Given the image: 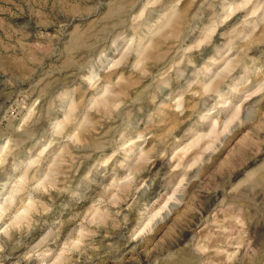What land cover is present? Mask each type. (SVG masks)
<instances>
[{
    "label": "rangeland",
    "instance_id": "obj_1",
    "mask_svg": "<svg viewBox=\"0 0 264 264\" xmlns=\"http://www.w3.org/2000/svg\"><path fill=\"white\" fill-rule=\"evenodd\" d=\"M239 3L182 0L177 16L173 0H104L103 5L99 0H58L49 2L51 16L42 27L32 21L23 29L29 22L27 0H0V145L9 136L19 145L0 167V192L7 191L13 200L0 218V228L12 225L8 235H0V264H152L181 237H191L181 249L184 264H264V195L234 199L225 183L264 159V119L258 115L264 113V99L249 102L252 125L237 131L210 166L193 169L200 178L189 186L180 214L151 236L133 241L130 229L141 219L140 211L129 212L120 199H127L130 185L112 182L123 175L119 165L126 162V153L108 161L118 147L112 130L127 125L109 111L115 98L97 96L95 79L97 73L102 80L122 74L124 82L116 91L140 101L126 110L132 129L125 140L145 132L151 138L142 146L156 153L173 139L185 141L174 158L154 159L149 173L170 172L176 162L195 163L205 144L197 133L211 132L208 142L215 136L211 124L200 118L216 107V93L227 98L232 88L253 79V68L264 66V27H243L253 9L231 7ZM117 21L112 38L136 35L142 44L123 53L109 41L100 59V49L89 37ZM73 36L84 47H68ZM188 47L191 51H181ZM210 80V94L205 95ZM181 95L182 111H176ZM217 112L225 115L223 109ZM46 146L20 179L22 162L39 156ZM172 178L157 184L148 202L162 198ZM31 182L41 184L39 199L32 203L26 198ZM73 192L82 196L74 198ZM118 210L120 215H114ZM234 213L240 214L239 221ZM241 236L256 249L255 256L246 248L233 255V238Z\"/></svg>",
    "mask_w": 264,
    "mask_h": 264
},
{
    "label": "clouds",
    "instance_id": "obj_2",
    "mask_svg": "<svg viewBox=\"0 0 264 264\" xmlns=\"http://www.w3.org/2000/svg\"><path fill=\"white\" fill-rule=\"evenodd\" d=\"M49 2L55 4L58 0H27L29 22H26L20 27L27 29L32 21H35L38 26L42 27L44 22L51 16V13L48 11ZM99 2L103 5L104 0H99ZM181 3L182 0H173V8L176 10L177 16L181 15L179 10ZM231 7L236 11L243 8L253 9L249 16L245 18L248 23L243 27H250L252 31L264 27V0H241V3ZM196 18V16H193L192 20L195 21ZM228 18L229 17H225V19ZM118 23L119 21L101 26L98 32L89 37V41L100 49V59L105 57L106 52L104 48L108 46L109 41L111 48L117 49L118 52L122 50L123 53L135 51V47L142 44V41L136 35L128 36L123 33H117L115 37L112 38V33L118 27ZM214 31L215 28H213V32ZM239 35L247 39V35L244 32H240ZM229 43L231 44L233 41H229ZM118 44H120V48H117ZM67 46L73 49L84 47V45L80 43V40L74 36L68 38ZM181 51L189 52L191 51V47L181 49ZM180 63H182V61H180ZM110 66L111 62L109 64V67ZM209 72H211V69H209ZM251 76L255 79V84H253V79H248L243 87L232 88L227 94V98H225V93L217 92L216 95L220 97V99L217 101L216 107L208 111L206 116H201V123L205 125L211 124L212 128L215 130V136L212 138L211 142H208L209 136L212 135L211 132L201 131L197 133L203 138L205 144L200 149V154L196 157L195 163L181 165V163L176 162L174 168H172L170 172L156 169L149 173L148 165L152 164L154 159L158 156H163L165 160H168L170 157L174 158L175 153L182 150L181 146L185 141H176L173 139L169 142V146L166 149L156 153L152 149L146 150L142 146L151 138L145 132L137 131L134 134V138L125 140V135L132 129V125L128 123L131 114L126 110L130 105H138L140 101L136 97L126 98L116 91L118 85L124 82L122 74L117 80H102L100 75L98 73L96 74L95 79L99 83L97 96L115 98V102L110 103L109 111L121 124L127 125L124 129H121L118 125L117 128L112 130L117 133L118 138H113V142L118 145V147L108 157V161L121 155V153H126V162L119 165L123 171V175L119 179H114L112 182L119 183L120 185L126 183L130 185L127 199L123 196H121L120 199L126 205L129 212L139 210L141 214V219L130 229L131 240H142L143 238L151 236L158 229H161L162 226H167L168 222L172 220L173 217L180 214L186 207L189 199V186L200 178V173L193 172V169H203L205 166H210L213 163L215 154L225 148L229 139L233 137L237 131L254 123L253 120L249 118V109L253 107L249 102L253 101V98L257 96L264 99V66L253 68ZM83 79H88V77L85 76ZM192 83L188 84V88L192 87ZM212 83L213 81L210 80L204 85L205 95L210 94ZM250 85L251 87H249ZM195 94L199 95V93ZM181 100H183V95L176 101V111H182V105L180 104ZM36 103H39V101L37 100ZM259 103L260 101H256V104ZM217 108L225 110V115L222 116L218 113ZM258 115L261 119H264V113H258ZM148 118L151 120V114ZM48 146H50V144ZM48 146L39 153V156H29L22 162L23 168L19 169L21 172L20 179H23L27 175L28 170L36 165L40 156H43L44 152L47 151ZM18 147L19 145L11 136L7 137L3 145H0V149H2V151H0V167H4L8 164V158L12 153L17 151ZM129 157H131V159H129ZM144 173L148 174L143 175ZM189 173H192V175H189ZM170 177L173 178L168 185L167 192L163 193L162 198L151 203L148 202L147 197L151 194L152 190L156 188L157 184H163L169 181ZM225 183L226 190L234 199H239L245 196V194H247V197L250 199H255L257 195H264V159L258 160L254 165L241 170L238 175L226 178ZM8 187H10V185L6 183L5 188L7 189ZM39 191H41V184L38 182H31L26 197L27 200L30 203L37 201L39 199ZM72 196L74 198H79L82 194L80 192H73ZM112 198L115 199V197ZM218 199H224L223 195L218 193ZM142 201L143 205L141 204ZM77 202H79V199ZM261 202L264 203V201ZM12 205L13 200L9 193L7 191L0 192V218H3L9 213ZM113 214L119 216L120 211L118 210ZM233 218L239 221L240 214L234 213ZM124 220H127V216L124 217ZM13 223H15L14 220ZM11 226L12 225L9 224L0 228V235H8ZM50 233L51 229H49V233H47L43 239H46ZM190 239L191 237H181L177 240L176 245L165 249L160 255L156 256L152 264H184L181 249L188 245ZM181 240H183V243ZM232 242L237 249V252L233 253V255L238 254L239 250L244 248H246L247 253L253 256L257 254L256 249L252 248L242 236L234 237ZM0 251H3L2 246H0ZM53 264H55V261H53Z\"/></svg>",
    "mask_w": 264,
    "mask_h": 264
}]
</instances>
